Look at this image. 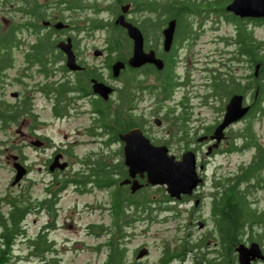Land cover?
Instances as JSON below:
<instances>
[{
  "label": "rangeland",
  "instance_id": "374dc122",
  "mask_svg": "<svg viewBox=\"0 0 264 264\" xmlns=\"http://www.w3.org/2000/svg\"><path fill=\"white\" fill-rule=\"evenodd\" d=\"M158 1L162 3L164 0ZM207 1L210 0H204V2ZM228 1L230 0H215L214 2L215 5L220 3L225 5ZM91 3L97 10H90L88 16L109 22L112 12L110 10L106 11L104 8L111 4L110 1L91 0ZM200 9L198 14L189 15L186 18L191 27H189L191 32L187 36L192 33L194 39L189 49L185 47L190 42L186 38H183L184 40L181 42L184 45L183 47H176L174 50L175 65L172 70V74L177 76L175 81L177 79L185 81L186 74L190 71L192 90H190V85L189 92L185 86L175 87L174 101L171 99L166 100L164 103L167 106L172 105L187 92L190 97H193L190 99V119L187 123L191 133H202L204 126L212 124L218 117H221L223 113L221 107L226 102L223 95L211 99L210 105H198L203 98H195V93L205 91L201 83L203 80L208 79L205 76L208 72L204 69L214 68L217 71H224L220 63L224 61L228 63L235 50H237L238 43L235 38L237 37V24L235 22L227 20L225 14L206 11L205 6H200ZM65 13V15H68L67 12ZM130 16L141 18L143 14L134 11ZM6 17H14L15 21L19 20V17L13 12L6 15ZM239 20L241 26L252 31L258 41L264 42V26L262 23L256 24L247 18H239ZM0 24L7 29L10 25L1 19ZM14 36L21 39L25 37V33L19 32ZM106 38L105 32L95 31L92 33L88 44L89 46L95 45L97 48H102L105 45ZM129 47L123 49L122 52L126 51L128 53ZM229 65L231 67L230 72L238 78L246 72L243 65L234 64V61L230 62ZM18 69L14 67L5 70L4 74H0L2 76L0 77V100L12 104L24 100L25 86L18 76ZM262 79L264 80V78ZM38 81L42 82V78L39 77ZM122 81L117 83V86L122 85ZM145 81L147 84L144 85L153 83L151 77L146 76ZM32 85L33 83L29 81L27 87H32ZM142 92L143 98L140 99L138 104L139 108L142 109L140 112L151 120L155 99L151 97L148 89ZM221 97L223 99H220ZM262 97L260 103L263 111H256L253 117L237 121L229 127L226 131L227 138L222 142L219 151L207 158L206 169H202L205 173L203 174L205 175L204 184L200 185L196 191L202 195L197 204H195V200L189 199L183 201H156V204H151L153 209L152 219H143L145 217V213H143L139 219L131 220L129 223L122 222L124 234L121 237V242L126 248L125 264H159L165 248L169 247L175 250V253L185 248L188 250L191 245L198 243L206 232H209V234L207 235L208 239L204 240L202 245L204 250L194 249L188 253L184 252L186 253L184 257H179L181 259L174 257L167 264H195L198 262L196 259L199 257V252L200 256L206 254V257H214V252L210 250V248L215 247V241L218 239L217 234L214 235L211 232L214 228L211 213L212 195L215 191L214 185L218 180H226L237 176L244 166L251 163L255 154L254 147L242 146V140L231 139L230 133L236 134L247 123H250L258 141L264 147V95ZM204 100L202 103H204ZM25 106L24 103L22 107ZM163 108L161 113L166 112L165 107ZM27 110L19 116L16 122L9 124L5 130L0 129V196L5 195L7 192L16 194L21 190L30 194L33 211L25 217L24 227L27 235L33 236L44 226L53 223L47 234L49 239L54 242L56 252L47 253L46 259L39 262L27 252V243L24 240H18L13 248L14 258L10 264H101L105 259L106 250L104 246L99 247V245L107 238V230L104 229L105 236H98L99 227H101L98 225L106 228L113 223L110 207L111 188H98L93 184H87V189L84 192H79L75 190L74 186L68 185L59 192L55 213H49L47 208H38L37 205L40 200L45 198L48 193L47 185L55 177H70L73 173L85 167H93L96 162H101L103 157L113 165L116 162L120 146L112 144L104 147L99 142L91 145L75 142L74 140L86 138L83 127L89 125L87 116H69L73 115L72 110H69L65 117L56 118L51 114L45 96L43 97L40 93L31 94L29 114H27ZM179 112L180 110L177 109L174 114ZM159 117L162 119L161 116ZM164 121L160 134H163L169 127L168 120ZM152 124L154 123L152 122ZM147 125L151 126L148 123ZM32 129H35L36 133L47 136L51 140V144L43 149L35 139L29 141L25 134H31ZM156 129L159 128L154 125L151 131L154 132ZM56 143L66 148L71 143L72 146L71 153H66L63 156L64 160L70 163L67 169L54 175L47 170L46 165L47 161L53 156ZM232 144L235 145V148L232 147ZM173 145L170 148V153L175 156L180 155L183 151L182 148L177 147L176 143ZM230 147L233 150H229ZM204 151L205 149H198L197 152L195 150L198 160H202L207 156ZM71 155L82 159L89 156V160L87 163H82L77 159H72ZM13 156L17 158L13 159ZM18 161L29 170L16 183L11 184L16 172L14 162ZM260 177L258 186H252L250 192H248V200L258 212L264 210V168ZM143 192L156 200L159 199V196L161 197L163 192L166 194L164 187L158 185H147ZM187 221L192 222L190 226ZM197 222H200V225L197 226ZM92 224L97 225V227L90 229ZM261 240L264 239H260V242L256 240V242L262 244ZM243 243L249 244L247 237L244 238ZM207 245L209 247L205 248ZM139 253H141L140 256H138ZM255 264H263V262L257 261Z\"/></svg>",
  "mask_w": 264,
  "mask_h": 264
},
{
  "label": "flooded vegetation",
  "instance_id": "af4514ba",
  "mask_svg": "<svg viewBox=\"0 0 264 264\" xmlns=\"http://www.w3.org/2000/svg\"><path fill=\"white\" fill-rule=\"evenodd\" d=\"M60 1L61 2H58L57 0H0V19L10 24L8 29L6 27L3 28L0 24V35L8 32V37H10L9 50H7V45L5 46L6 48H3L4 46H2L3 44L0 42L2 44L0 45V58L6 54L5 60L0 61L3 63L1 66L4 67L1 73L4 74L5 70H9L14 67L19 68L18 76L21 78L20 80H22V84L25 86L24 90L26 92L24 100H19L16 104H8L17 106L24 105L22 102H25L26 110L28 109L27 114H29L31 107V94L37 92L43 97L45 96L46 102L49 103V110L56 118H63V116L65 117L69 110H72L73 113V115L69 116H87L89 125L83 127L86 138L74 141L83 145H91L92 143L99 142L104 147H108L112 144L119 145L120 148L117 152L118 155L116 162L114 161V164L111 162L113 165L118 164L117 168L120 167L121 171L125 174H122V177L117 182L119 184L122 180L129 177L127 167L124 164V142L119 138V134H123L132 128H140L144 136H146L152 144L165 145L168 147L170 152V148H172V146H174L173 144L176 143L177 147H181L183 150L181 154L185 150L189 149H193L194 152L195 150L197 152L198 149H205L204 153H206L208 148L211 147V151L209 154H206L207 156H205L204 159L198 160L197 158V167L202 164L203 169H206L207 158L218 152L219 147L225 140L224 139L220 141L218 146L214 147L216 140H211L210 136L212 135L215 127L221 122L225 112V105L227 104L229 98L233 94H241L243 96V105L249 106L248 111L237 120L238 122L243 119L245 120L247 117H251V111L253 108L252 106L257 104L256 100L258 98H263L262 95H264V81H262L261 85L259 83L253 84L250 75H254L255 68L249 64L247 56H245L243 53L239 54L238 50H235L233 53L234 55H232V58L229 59L228 63L225 61L220 63L224 71H217L214 68L204 69L208 72L207 75H205L208 79L203 80L201 83L203 84L205 91H202L201 93H195V98H203L201 103H198V105H210L211 99H215L218 96L223 95V98H226L227 100L225 99L226 102L221 107V112H223L221 117H218L212 124L204 126L202 133H197L196 131H194L196 133H191L189 131V127L187 126V123L190 119V99L193 98L188 95L191 81L189 73L190 71L187 72L185 81L178 79L175 81L177 76L173 74L174 83L166 95L163 96L156 93V89L159 84L158 77L164 78L166 76L170 77L172 75V70L175 65L174 50L176 47H183L184 45L181 42L185 38L187 41H190L189 44L185 45V47H188V49L191 47L192 40L194 39V36L192 35L194 34L190 33L187 36V34L191 32V29L187 30L189 32L179 33L176 20V27L173 33L171 46L168 51H165L163 48L164 37L162 30L166 26L167 21L172 19V17L167 19L158 29H151L149 28L148 24L144 22V18L146 19L147 17L156 19L158 13L145 9L142 4H151L156 0H139V4L141 3L140 5H135V3L132 1L108 0L111 4L106 6L104 9L106 11L110 10L112 12L109 17V22H105L104 19H95L91 16H88V12L90 10H97V8L91 3V0ZM167 1L168 0H164L163 2L167 3ZM125 6H127V11L124 13L125 19L140 29L143 37V50L145 52H149L151 50L154 52L156 58H159L162 61L161 69L156 68L153 63L149 62L141 65L140 67H131L127 64L126 61L132 53V40L128 37L126 29L115 23L116 17L121 13V9ZM134 11H137L139 14H143V16L141 18L130 16V14ZM12 12L19 17L18 21H15L14 17H6V15L12 14ZM65 12H67L68 15H65ZM248 19L250 20V18ZM250 21L253 22L252 20ZM57 22H62L64 25L56 28L54 24ZM262 24L264 26V20L262 21ZM110 25L114 26L110 28ZM10 31L12 32V36L9 34ZM95 31L105 32V37L107 38L105 45L102 48H97L95 45L89 46L88 44L89 39L92 37V33ZM155 31L158 35L154 36ZM19 32L25 33V37L21 39L15 38L14 35H17ZM117 37H121L122 40H125L127 47L130 46L128 48V53L124 51L121 52L123 53L121 55L120 51L115 50L110 44L111 41L117 40ZM189 38L191 39L189 40ZM63 44H67L68 48L71 50L74 60L78 65L77 69H69L67 67V54L64 51L63 47L65 46ZM119 60H122L125 65L123 68L119 69L118 75L114 76L112 65ZM232 61H234V64L243 65V67L246 68V72L243 76L238 78L232 74V72H230L231 67L229 63ZM260 66L259 69H257V72L260 70ZM44 68H47L48 70L47 77L44 74ZM147 71L150 72L146 73ZM131 75H134V81H136L135 83L138 85L135 88L136 93H134L135 96L132 99V104L126 107L122 105V112L119 116L122 122H128L131 124L126 129L124 128L121 131H117L115 138V136L112 135L113 132H111L109 127V124H115V115L112 113V118L109 119L107 115L108 109L111 107L112 112H114L119 108L120 104H122L120 94L122 85L117 86V83H120L123 79V84L125 77H130ZM146 76L148 78L151 77L152 79L153 83H148L150 87L149 93H151V97L155 99L151 120L147 119L146 116L140 112L142 109L139 108L138 105L140 103V99L143 98V95L141 94L143 92L139 88L140 82L147 84L145 83ZM39 77L42 78V82L38 81ZM255 77L257 78L258 74ZM29 81L33 83L32 87H27ZM95 82H102L111 87L112 90L107 98L100 96L94 91L93 86ZM224 83L228 84L226 86H230V88H225L224 91L221 92L220 84ZM61 84L67 85L64 87V89H67V91L62 94L61 98H59L56 96V92L62 88ZM180 86H185L186 89H188V92L184 94L179 99V101L172 103V105H164L166 100L172 99V101H174V90ZM47 87H50V89L48 92H44V88ZM237 87L243 92H237ZM190 90H192V85H190ZM223 98L221 97L220 99ZM203 100L204 103H202ZM163 107H165L166 112L161 113L162 109H164ZM177 109H179L180 112L178 114H174ZM159 116H161L162 119ZM164 120H168L167 122L169 127L163 134H160V130L162 129L165 122ZM237 121L230 124L228 128ZM152 122L154 124H152ZM147 123L151 126H148ZM154 125L159 129H156L154 132H152L151 130L153 129ZM228 128L225 130V135ZM32 130L33 131L31 134H25V136L29 138V141L35 139L39 146L43 149L51 144V140L47 136L36 133L35 129ZM200 137H203V139L199 140ZM225 138H227V135ZM71 146L72 143L69 144L67 148L62 147V145L59 143H56L53 156L47 161V170H49L50 162L53 161L54 156L60 155L58 156V162L65 163L64 167L61 168L57 166L54 168V170L49 171L54 175L57 172H64L70 163L65 161L63 156H65L66 153H71ZM181 154L175 157L180 158ZM71 158L74 160L77 159L82 163H87L89 160V156H86L82 159L78 158V156L71 155ZM102 160L107 162L104 157ZM92 168L93 167H85L73 174L75 176L77 175V177H82L83 175H88ZM27 170L29 169L26 168V171ZM203 174L205 173L202 171V184H204L205 180V175ZM118 175L119 174H117L116 177H118ZM138 179L143 184L142 187L138 189V191H142L149 184L146 183L145 178L141 179L138 177ZM120 185L124 186L128 190L130 189V183H124ZM196 191L197 188L191 196H182L180 200L183 201L189 199L196 201L201 199L202 195ZM187 223L190 226L192 222L187 221ZM198 225H200V222H197V226ZM216 225L217 221L212 220V226L214 228L211 232H213L214 235L217 234V237H219ZM122 233L124 234L123 229ZM208 234L209 232L204 233L200 241L194 245H191L188 250L184 247L185 249H183V252L188 253L194 249L204 250L202 245L204 240L208 239ZM262 239H264V237H262ZM251 242L256 241L253 240ZM263 244L264 240L260 245L264 255ZM208 247L209 246L207 245L205 248ZM218 248L219 246L217 239L215 241V247L213 249L210 248L211 252H214L213 254H215L214 257H206V254H202V256H200V252L198 251L199 257L196 259L198 262L195 264H203L204 259L218 260ZM180 252L181 251L175 253V250L169 247L165 248L159 264H167L170 259L172 260L174 258L175 254H179ZM257 261H262L264 264V258L261 260H253L250 264H255Z\"/></svg>",
  "mask_w": 264,
  "mask_h": 264
},
{
  "label": "trees",
  "instance_id": "16d2710c",
  "mask_svg": "<svg viewBox=\"0 0 264 264\" xmlns=\"http://www.w3.org/2000/svg\"><path fill=\"white\" fill-rule=\"evenodd\" d=\"M57 1L61 2L60 0ZM120 1H132L135 5L141 4H139V0ZM214 1L215 0L207 2H204V0H168L167 3H161L156 0L151 4H142L145 9L158 13L156 19L147 17L146 19L144 18V22L148 24L149 28L158 29L170 17L176 18L179 33H185L189 32L187 30L191 28L187 23V16L198 14L201 10L200 6H205L206 11H215L217 13L225 14L227 20L233 21L237 24V37L235 38L238 42V53H243L247 56V60L253 68H256L258 65L257 69H259V66L261 65L260 70L257 72V78L255 77V74L250 75L253 84L259 83L261 85L262 81H264L262 79L264 78V42L262 43L261 41H258L252 34V31L241 26L239 18L226 12L222 3L215 5ZM250 20L256 24H261L264 19L255 18ZM113 26L114 25H110V28ZM9 34L12 36L11 31ZM155 35H158L156 31L154 33V36ZM0 42L3 44L0 43V45L4 46L3 48H6L5 46L7 45V50H9L10 37H8V32L0 35ZM110 44L115 50L120 51V53L126 48V42L125 40H122L121 37H117V40L111 41ZM122 54L123 53H121V55ZM5 55L6 54L0 58V61L5 60ZM2 64L3 63L0 62V73L4 69V67L1 66ZM43 70L47 77V68H44ZM149 72L150 71H147L146 73ZM173 77V74L170 77H158L159 84L156 93L163 96L166 95L174 83ZM135 82L134 75L125 77L120 90L122 104H120L119 108L114 112H112L111 107L108 109L107 115L109 119L112 118V113L115 115L114 125L107 122L111 132H113L112 135L115 136V138L117 131H121L124 128L126 129L131 124L128 122H122L119 116L122 112V105L126 107L132 104V99L135 96L134 93H136L135 88L138 86ZM226 85L228 84H220L221 92H223L225 88H230V86ZM61 86L62 88L56 92V96L59 98H61L62 94L67 91V89H64L67 85L61 84ZM139 88L141 91L147 89L149 91L150 87L149 85H144L140 82ZM49 89L50 87L44 88V92H48ZM236 89L237 92H243L238 87ZM261 99L262 98H258L256 100L257 104L252 106L251 117L254 116L256 111H263L260 103ZM22 103L24 104L25 102ZM25 111L26 107H22V105L12 106L6 101L0 100V129L5 130L9 124L16 122L19 116ZM229 136L231 139L242 140L241 143L244 147H254L255 154L251 163L248 166H244L237 176L215 182V191L212 195L211 213L213 215L212 219L217 221L216 229L219 234V259H204L203 264H237L235 257L236 246L243 243L245 237H247L249 243L253 240H258V242H260L259 240L264 237V210L258 212L248 200V192H250L252 186H258L261 178L260 174L264 168V147L258 141L250 123H247L243 129L236 134L230 133ZM234 146L235 145L232 144L233 148H235ZM232 147H230L229 150H233ZM117 166L118 164L111 165L105 160H101V162H96L94 164L88 175L77 177V175L75 176L72 174L70 177H55V179L47 185L48 193L45 198L39 201V206L37 205L38 208H47L49 213H55V206L59 192L65 189L68 185H73L79 192H84L87 189V184L90 183L98 188H111L110 207L113 223L106 228H103L102 225H98L101 226L99 227L100 231L98 236H105L104 229L107 230V238H105V241L99 245V247L104 246L106 250L105 259L101 264H125L126 248L121 242V237L123 236L122 222L129 223L131 220L139 219L143 213H145L143 219H152L153 209L151 204H156V201L162 202L171 200L164 192L161 194V197L159 196V199L156 200L152 199L149 194H145L143 192L144 189L142 191L137 190L138 192H131L130 189H126L124 186L117 183L122 177V174L125 175L120 167L117 168ZM117 174H119L118 177H116ZM31 202L30 194L25 191L23 192V190L16 194L7 192L5 195L0 196V264H10L14 258L13 248L18 240H24V242L27 243V252L34 256L39 262H43V260L46 259L47 253L56 252L54 242L49 239L47 234L53 223L44 226L33 236L27 235L24 222L26 215L33 211ZM94 227H97V225H90V229ZM183 255L184 252L182 249L181 252L175 254L174 257H183Z\"/></svg>",
  "mask_w": 264,
  "mask_h": 264
},
{
  "label": "water",
  "instance_id": "95a60500",
  "mask_svg": "<svg viewBox=\"0 0 264 264\" xmlns=\"http://www.w3.org/2000/svg\"><path fill=\"white\" fill-rule=\"evenodd\" d=\"M128 6V5H127ZM127 6L121 9V13L116 17L115 23L124 27L127 35L132 40V53L127 59V64L131 67H140L149 62L153 63L156 68H162V61L156 58L151 50L145 52L143 50V37L140 29L128 22L125 19L124 13L127 11ZM224 10L232 13L239 18H264V0H230ZM64 25L62 22L54 24L56 28ZM176 27V19L172 18L167 21L166 26L162 30L163 48L168 51L173 38V33ZM64 51L67 54L66 65L69 69H77L74 57L67 44H63ZM122 60L116 61L112 65L113 75L117 76L119 69L124 67ZM257 68L254 74L257 75ZM94 91L100 96L107 98L111 92V87L100 82L94 83ZM249 109V106L243 105V96L241 94H233L225 105V112L221 122L215 127L211 140H216L214 147H217L219 142L225 138L226 128L241 118ZM158 123V122H156ZM119 138L124 142L123 156L124 164L127 167L128 178H125L120 184L130 183L131 192H135L142 187V183L138 177L146 180L149 185L164 186L166 194L171 199L179 200L182 195H192L193 190L203 182L201 172L203 165L197 168V158L193 150H185L180 158H176L174 154H170L168 147L165 145H154L149 139L144 136L140 128H132L129 131L119 134ZM200 137L199 140H202ZM38 143V142H37ZM211 147L208 148L206 154H209ZM58 156L53 158L49 165V170L54 168H63L65 163L58 162ZM13 156V159H16ZM16 169L15 175L11 184L16 183L26 172L25 167L18 161L14 162ZM138 176V177H136ZM198 200L195 201L197 204ZM145 251V249H143ZM238 264H250L256 259H263L264 255L260 245L257 242L249 244L240 243L235 248ZM141 252V251H140ZM139 253L138 256H140Z\"/></svg>",
  "mask_w": 264,
  "mask_h": 264
}]
</instances>
